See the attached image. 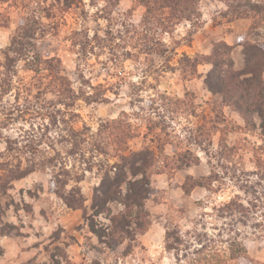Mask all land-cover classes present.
<instances>
[{
    "label": "rangeland",
    "instance_id": "rangeland-1",
    "mask_svg": "<svg viewBox=\"0 0 264 264\" xmlns=\"http://www.w3.org/2000/svg\"><path fill=\"white\" fill-rule=\"evenodd\" d=\"M69 2L0 0V163H37L3 200L9 204L0 220V264H52L55 256L67 264H264V132L257 118L246 124L204 83L211 69L204 57L215 43L234 46L235 66L243 67L238 43L260 16L235 12L264 0H198L200 16L172 24L154 20L171 12L169 0L150 2V12L144 0H71L66 8ZM33 17L40 21L35 50L52 70L43 64L34 72L19 60L8 72L12 37ZM184 54L199 63L192 67ZM57 60L66 91L54 77ZM42 89L47 93L39 94ZM18 104L29 109L20 113ZM123 113L136 132L116 140L115 148L154 151L145 207L157 227L149 248H135L132 256L128 240L112 249L100 245L85 219L101 180L87 162L97 154L99 125ZM32 138L35 155L24 147ZM65 169L70 175L63 179L83 178L81 208L68 207L54 192V174ZM190 179L203 186L187 192ZM73 186L70 180L67 189ZM110 206L97 217L103 224L122 209Z\"/></svg>",
    "mask_w": 264,
    "mask_h": 264
},
{
    "label": "trees",
    "instance_id": "trees-1",
    "mask_svg": "<svg viewBox=\"0 0 264 264\" xmlns=\"http://www.w3.org/2000/svg\"><path fill=\"white\" fill-rule=\"evenodd\" d=\"M1 1L5 3L12 0ZM13 1L21 2V0ZM64 1H70L68 4L65 3L66 8L70 7L71 0ZM161 1L144 0L148 12H150V2L155 7V4L159 6ZM169 1L171 12L167 13L164 11L154 20L159 18L157 20H167V22L172 24L176 21L189 20L193 16H200L196 8L198 0ZM247 7L248 9H245L247 11H243L240 15L236 11V16H247L249 13L254 12L260 17L254 21L252 28L244 34L238 43L242 46L243 67L237 69L235 66L233 57L234 46L228 45L226 42L215 43L211 55L204 57V61L211 65V69L205 76L204 83L211 94L220 96L223 104L236 111L246 124L251 123L249 125L252 126L255 118H257L260 122V128L264 132V38L263 40L260 39L258 30L261 27L264 6L257 2H250ZM147 17L145 15V22H150ZM39 24V19L33 17L25 19L18 26L6 54L5 67L8 72L19 60L27 61L28 69L34 72H39L43 64L49 66V68L44 67L46 70H52L49 61H42L35 50L36 43L34 39L36 38L37 25ZM262 27L264 28L263 25ZM183 58L187 63L195 62V65L199 63L198 60L191 59L186 54L183 55ZM193 63H191L192 67H194ZM61 64L60 60L56 61L55 69H53L55 70L54 77L63 91H66L67 89H64L63 86L66 84L67 79L59 74ZM59 89L58 91L61 93V88ZM40 93L46 94L47 92L42 89V91H39ZM38 97V99L41 98L40 96ZM16 99L18 100L19 98ZM30 100L29 97H24L25 105H28ZM181 103L187 106L186 99L181 100ZM71 104L73 103L69 105ZM27 108L24 109L18 104L14 110L23 113L29 109ZM9 113L13 114L11 111ZM98 129L96 143L92 150L95 151L93 153L97 154H92L87 162L91 164V168L97 167L100 170L101 180L94 188L90 207L91 214H86L85 219L89 231L97 237L100 245H105V247L112 249L115 245L122 244L128 240L129 244L126 253H131L138 245V236L145 233L152 223L150 222V213L145 207V201L149 199L152 193L149 171L154 165V151L149 146H146L139 150H130L128 154H125L123 153L125 151L124 148H115V145H117L115 144L116 140L121 141L124 137L127 139L132 138L136 132L127 113H123L116 119L102 122ZM151 130L149 129V131ZM144 137H147V135H144ZM17 146L19 147L18 144ZM35 146V139L33 138L24 145L25 148L31 150L33 155L38 151ZM100 155H103V157H98ZM112 157H117L119 160L111 164ZM53 161V158H49L48 164H52ZM4 165L6 164L0 163V220L3 210L9 204L8 201L3 200L10 196L9 190L13 188V181L24 178L37 169L35 160H31V163L27 165H23L20 162L17 166L9 168L8 165L4 168ZM91 168L89 167V169ZM68 175H70V171L66 169L62 173L54 174L52 180L54 192L63 199L68 207L81 208L84 205L85 198L79 183L83 178L77 175L63 179ZM70 180H74L75 186L67 189V186L70 185ZM189 181L191 182V179ZM191 183V187L186 189L187 192L196 185L203 186L201 181H193ZM183 187L185 188V184ZM110 204H120L122 209L117 215L109 218L110 224H103L97 220V217L106 211L111 212L112 207ZM62 262L56 259V256L52 257V264H67L66 259L64 260L65 263Z\"/></svg>",
    "mask_w": 264,
    "mask_h": 264
},
{
    "label": "crops",
    "instance_id": "crops-1",
    "mask_svg": "<svg viewBox=\"0 0 264 264\" xmlns=\"http://www.w3.org/2000/svg\"><path fill=\"white\" fill-rule=\"evenodd\" d=\"M155 227H157V225L152 224L145 233L139 235V237L137 238L138 245L135 247L136 249L144 248V247L149 248L150 234H152L153 228H155ZM148 235H149V237H148ZM123 244L124 243L120 244V246ZM133 253H134V251L129 253L128 255L132 256Z\"/></svg>",
    "mask_w": 264,
    "mask_h": 264
}]
</instances>
